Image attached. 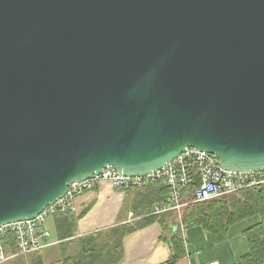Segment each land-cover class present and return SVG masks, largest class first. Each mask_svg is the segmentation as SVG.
Instances as JSON below:
<instances>
[{"label": "water", "instance_id": "obj_1", "mask_svg": "<svg viewBox=\"0 0 264 264\" xmlns=\"http://www.w3.org/2000/svg\"><path fill=\"white\" fill-rule=\"evenodd\" d=\"M187 147L264 169V0H0V226Z\"/></svg>", "mask_w": 264, "mask_h": 264}, {"label": "crops", "instance_id": "obj_2", "mask_svg": "<svg viewBox=\"0 0 264 264\" xmlns=\"http://www.w3.org/2000/svg\"><path fill=\"white\" fill-rule=\"evenodd\" d=\"M168 195L163 181L151 182L142 188H124L105 180L96 188L83 192L76 198L72 210L75 225L70 238L62 239L58 235V213L49 216L54 218V234L49 239L51 245L42 251L45 264L63 263L61 246L68 240L92 236L90 241L93 242L97 233L105 236L112 229L123 225L133 230L125 234L122 254L114 264H167L172 252L170 241L178 232H182L185 242L184 235L189 238L185 243V255L175 264H210L212 261L236 264L240 261L245 253L244 245L248 249L246 237L243 247L232 245L230 231L228 238L215 240L205 228L184 223L183 212L184 230L180 227L179 212L168 210L152 214L154 206L166 201ZM151 214L152 217H149ZM186 226L194 227L186 230ZM75 248H78V244ZM114 258L117 257L108 258V263Z\"/></svg>", "mask_w": 264, "mask_h": 264}, {"label": "built area", "instance_id": "obj_3", "mask_svg": "<svg viewBox=\"0 0 264 264\" xmlns=\"http://www.w3.org/2000/svg\"><path fill=\"white\" fill-rule=\"evenodd\" d=\"M105 180L124 188L144 187L156 180L165 182L169 190L168 198L156 205L152 214L168 210L177 211L180 214V227L184 230L182 212L186 206L263 187L264 169L244 171L226 169L221 165L220 157L216 153L196 147H187L172 161L146 176L126 175L108 166L95 172L88 179L72 181L67 194L46 206L35 218L1 225L0 264L16 255L42 251L49 247L51 232L46 227L47 218L56 213L74 210V201L79 195L96 188ZM210 264L220 263L212 261Z\"/></svg>", "mask_w": 264, "mask_h": 264}, {"label": "trees", "instance_id": "obj_4", "mask_svg": "<svg viewBox=\"0 0 264 264\" xmlns=\"http://www.w3.org/2000/svg\"><path fill=\"white\" fill-rule=\"evenodd\" d=\"M158 182L162 181H153V183ZM161 190H163V186ZM241 192H239L240 195L235 193L191 203L183 209V221L186 224L201 226L208 230L215 240H222L228 238L230 228L236 223L253 216H260L258 222L243 231L248 250L236 264H264V186ZM72 212L71 210L58 213L57 230L62 239L70 238L73 235L75 221ZM149 217H152V214ZM131 230L133 228L127 225L119 226L105 236L97 233L93 242L90 241L92 236L70 239L62 246L60 245L62 264H114L122 254L123 238ZM170 243L172 252L167 264H175L186 253V242L182 232L175 234ZM72 244L75 245L72 247ZM77 244L78 248L76 249ZM14 249L13 243L12 250L14 251ZM42 251L16 255L3 264H45ZM112 256L117 258L108 263V258H112Z\"/></svg>", "mask_w": 264, "mask_h": 264}, {"label": "rangeland", "instance_id": "obj_5", "mask_svg": "<svg viewBox=\"0 0 264 264\" xmlns=\"http://www.w3.org/2000/svg\"><path fill=\"white\" fill-rule=\"evenodd\" d=\"M103 182V181H102ZM101 182V183H102ZM100 184V183H99ZM142 188V187H141ZM257 189V188H256ZM242 193V192H241ZM241 193H239L238 192V194L240 195ZM259 219H260V216H253V217H251V218H249V219H246V220H243V221H241V222H238V223H236L235 225H233L232 227H231V229H230V234H231V244L233 245V244H235V245H239V246H242L243 247V243H244V238H245V236L243 235V231L246 229V228H248V227H250V226H252V225H254L256 222H258L259 221ZM49 228H48V227ZM196 226V225H195ZM46 227L48 228V229H50L51 230V234L53 235L54 234V218L53 217H49L48 219H47V221H46ZM194 226H186V230H189L190 228H193ZM199 228V227H198ZM201 228H203V227H201ZM203 230H205V229H203ZM202 232H204V231H202ZM185 236V238H186V242L188 241V238H187V236L186 235H184ZM189 243H190V241H189ZM246 250H248L247 249V247L244 245V251L246 252Z\"/></svg>", "mask_w": 264, "mask_h": 264}, {"label": "bare ground", "instance_id": "obj_6", "mask_svg": "<svg viewBox=\"0 0 264 264\" xmlns=\"http://www.w3.org/2000/svg\"><path fill=\"white\" fill-rule=\"evenodd\" d=\"M67 192H68V191H67ZM66 194H67V193H66ZM66 194H65V195H66ZM65 195H64V196H65ZM75 200H76V199H75ZM74 206H75V201H74ZM153 209H154V208H153Z\"/></svg>", "mask_w": 264, "mask_h": 264}]
</instances>
